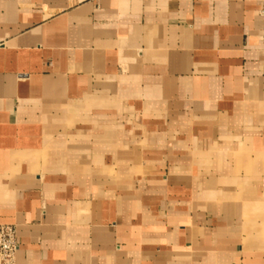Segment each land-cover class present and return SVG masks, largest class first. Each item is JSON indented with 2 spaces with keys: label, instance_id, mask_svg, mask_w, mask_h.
<instances>
[{
  "label": "crops",
  "instance_id": "1",
  "mask_svg": "<svg viewBox=\"0 0 264 264\" xmlns=\"http://www.w3.org/2000/svg\"><path fill=\"white\" fill-rule=\"evenodd\" d=\"M262 1L0 0L15 264H264Z\"/></svg>",
  "mask_w": 264,
  "mask_h": 264
},
{
  "label": "built area",
  "instance_id": "2",
  "mask_svg": "<svg viewBox=\"0 0 264 264\" xmlns=\"http://www.w3.org/2000/svg\"><path fill=\"white\" fill-rule=\"evenodd\" d=\"M264 30V0L258 11ZM20 247L17 228L13 224L0 223V264H15L16 253Z\"/></svg>",
  "mask_w": 264,
  "mask_h": 264
}]
</instances>
